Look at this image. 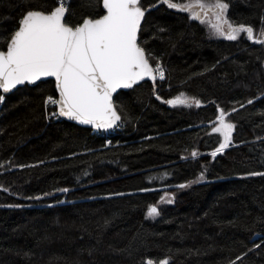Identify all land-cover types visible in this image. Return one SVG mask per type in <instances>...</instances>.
<instances>
[{"label": "trees", "instance_id": "trees-1", "mask_svg": "<svg viewBox=\"0 0 264 264\" xmlns=\"http://www.w3.org/2000/svg\"><path fill=\"white\" fill-rule=\"evenodd\" d=\"M223 2L234 25L264 29V0ZM55 6L0 0V37L26 11ZM67 9L72 25L102 14L97 0H70ZM189 14L160 4L145 15L139 40L165 78L116 94L121 121L108 136L47 119L52 80L4 95L0 264H264V175H251L264 174V44L211 38ZM181 93L201 105L166 103ZM219 108L235 128L212 157L222 142L212 133ZM202 172L203 181L179 187ZM150 205L159 216H147Z\"/></svg>", "mask_w": 264, "mask_h": 264}, {"label": "snow or ice", "instance_id": "snow-or-ice-1", "mask_svg": "<svg viewBox=\"0 0 264 264\" xmlns=\"http://www.w3.org/2000/svg\"><path fill=\"white\" fill-rule=\"evenodd\" d=\"M160 2L170 9L189 12L192 19L207 17L211 12L214 21L210 27L215 34L235 41L241 33H246L249 40L264 44V39L254 35L252 26L234 25L226 18L225 12L229 6L223 0H214L213 3H206V0ZM97 6L103 14L98 12L95 16L85 17L75 25L66 22L68 9L65 0H57V6L47 11H26L11 34L0 37V90L9 93L17 86L36 85L43 78L53 77L58 98L49 95L44 101L45 107H57L52 116L67 117L81 124L92 125L95 129L118 127L121 115L114 104L113 94L121 88H132L146 77L153 82L157 76L163 80L165 69L158 58L141 46L139 34L147 11L141 6V0H97ZM260 37H264V31ZM152 60H156L155 65ZM4 99V95H0V102ZM157 99L161 98L157 96ZM166 103L201 105L200 100L183 93ZM248 103L253 101L249 100ZM218 113L212 122V133L220 134L222 142L211 152L212 157L232 144L235 128L233 123L227 121L228 114L223 108H219ZM191 155L195 157L198 153L193 150ZM199 179H204L203 172ZM187 186L179 185L180 188ZM62 191L68 192L69 189ZM164 199L161 198L162 201ZM167 202H172L170 196H167ZM159 215L156 205L148 207L147 216L154 218ZM146 264L155 262L148 259ZM159 264L169 262L164 259Z\"/></svg>", "mask_w": 264, "mask_h": 264}, {"label": "water", "instance_id": "water-1", "mask_svg": "<svg viewBox=\"0 0 264 264\" xmlns=\"http://www.w3.org/2000/svg\"><path fill=\"white\" fill-rule=\"evenodd\" d=\"M160 4H163V3H161L160 0H159L157 3L153 4L151 7L149 6V7L145 8V9H147L146 14H147L149 11L155 9V8H156L158 5H160ZM164 5H165V4H164ZM166 6H167V5H166ZM175 10L181 11V10H179V9H175ZM181 12H186V11H181ZM102 14H103V13H102ZM146 14H145V15H146ZM66 15H67V13H66ZM209 16H211V12H209V15H208L207 17L201 16V19H198V20H204V19L208 18ZM143 21H144V20H143ZM143 21H142V23H143ZM141 25H142V24H141ZM46 80H52V81L54 82V88H55V79H54L53 77L43 78L41 81H38L37 84H38L39 82L46 81ZM146 81H148V82H153L150 78H147V77H146L143 81H140L138 84H136V85H134V86H137V85H139V84H141V83H143V82H146ZM24 86H34V85H27V84H26V85H21V86H17L16 89H13V90H12L11 92H9V93H3L2 90H0V93H1L2 95H8V94H11L12 92H14L15 90H17L18 88H21V87H24ZM134 86H133V87H134ZM133 87H132V88H133ZM132 88H121V89H118L117 92L113 94V101H114V98H115L116 94H118V93L121 92V91H128V90H130V89H132ZM55 91H56V89H55ZM56 96H57V98H58V93H57V92H56ZM114 104H115V103H114ZM168 105H171V104H168ZM57 110H58V109H57ZM59 118H61V119H63V120H66V121H69V122H71V123H74V124H76V125H79V126H81V127H85V128H89V129H93V130H98V131H107V130H110V129L115 128V127H113V128H110V129H95L92 125L81 124V123H79L78 121L70 120V119L67 118V117H59ZM119 123H120V121L118 122V124H119Z\"/></svg>", "mask_w": 264, "mask_h": 264}, {"label": "rangeland", "instance_id": "rangeland-1", "mask_svg": "<svg viewBox=\"0 0 264 264\" xmlns=\"http://www.w3.org/2000/svg\"><path fill=\"white\" fill-rule=\"evenodd\" d=\"M69 2H70V0H65V7L67 8V5L69 4ZM214 1H206V3H213ZM56 5H57V0H56ZM189 17L191 18V14H189ZM205 22H203L202 24L205 26V28L207 29V32H208V36H210L211 38H215V39H220V38H222V39H227L226 37H224V36H219V35H217V34H215V32L211 29V27H210V24H211V22H213L214 21V15L211 13V16H209L206 20H204ZM262 31H264V29H262V28H260L258 31L256 30L255 32H254V35L256 36V37H258V38H260V39H262L263 37H260V33L262 32ZM241 36H245V37H247V34L246 33H241L240 35H239V37H241ZM238 37V38H239ZM237 38V39H238ZM263 69H264V61H263ZM157 79H159V76H157ZM185 96H187V97H190L189 95H186V94H184ZM194 105V104H193ZM192 105V106H193ZM0 106H1V103H0ZM178 107H183V108H185V107H191V106H188V105H178ZM226 119H227V116H226ZM215 121V120H214ZM227 121H228V119H227ZM229 122V121H228ZM212 127H213V124H212ZM117 127H115V128H113V129H111V130H109V131H102V134H104V135H106V136H108V135H110V134H112V133H114V131H115V129H116ZM200 177V176H199ZM199 177L198 178H196V179H194L193 181H191L190 183H188V184H186V185H188V186H190V185H193V184H195V183H198V182H201V181H203V180H200L199 179Z\"/></svg>", "mask_w": 264, "mask_h": 264}, {"label": "built area", "instance_id": "built-area-1", "mask_svg": "<svg viewBox=\"0 0 264 264\" xmlns=\"http://www.w3.org/2000/svg\"><path fill=\"white\" fill-rule=\"evenodd\" d=\"M54 97V96H53ZM57 98V97H56ZM45 104V103H44ZM48 109V113H47V119H53V118H58L59 116H52L51 113L52 112H56L57 111V107L53 106V105H48L46 107Z\"/></svg>", "mask_w": 264, "mask_h": 264}]
</instances>
